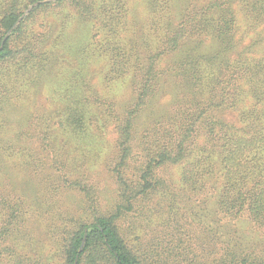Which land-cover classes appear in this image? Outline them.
Here are the masks:
<instances>
[{"label":"trees","instance_id":"1","mask_svg":"<svg viewBox=\"0 0 264 264\" xmlns=\"http://www.w3.org/2000/svg\"><path fill=\"white\" fill-rule=\"evenodd\" d=\"M141 5L148 10L142 24ZM78 25L92 36L69 46L73 53L85 63L106 61L105 86L129 80L131 95L123 106L102 97L79 83L82 68L65 90L71 98L62 132L82 139L112 130L118 156L108 166L117 188L106 213L91 223L81 207L50 215L74 223L59 226L60 264H169L129 246L120 230L157 199L176 218L177 203L186 210L199 197L191 223L214 211L232 220L248 214L264 228V0H0V137L71 65L63 46L73 43L68 34ZM22 117L9 141L36 139L21 125L42 127L41 118ZM22 150L31 153L30 146ZM169 171L178 179L169 182ZM31 214L15 209L9 225ZM248 258L234 246L214 264H264Z\"/></svg>","mask_w":264,"mask_h":264},{"label":"rangeland","instance_id":"2","mask_svg":"<svg viewBox=\"0 0 264 264\" xmlns=\"http://www.w3.org/2000/svg\"><path fill=\"white\" fill-rule=\"evenodd\" d=\"M136 16L141 24L147 22L148 10L144 5L140 6ZM68 36L73 43L69 45L68 41L64 49L88 37L90 39L92 32L78 25ZM66 50L72 57L68 61L71 65L55 73L40 89L41 95L25 101L28 102L25 105L29 106L28 111L12 116L10 127H6V133L0 137V264H60L62 237H59V226L70 230L74 223L57 222L51 220L50 215L59 211L74 212L81 207L83 219L91 223L94 217L110 209L116 196L115 179L108 170L118 156V151L110 148L116 139L115 132L105 130V137L94 136L91 132L77 139L64 134L60 125L66 111L65 103L71 98L65 90L81 68V85L94 87L102 97L108 95L120 106L130 99V82L119 81L107 88L103 78L106 61L85 63L70 47ZM29 115L41 118L37 123L41 121L42 127L30 130L26 123L21 125L24 132L34 134V144L28 139L20 144L9 141L8 136L14 140L9 134L20 127L18 119L24 116L21 121L25 120ZM228 118L232 120L233 117ZM26 146L31 147L30 154L22 150ZM177 171H169L165 178L169 182L171 176L178 179ZM74 182H79L81 187L72 186ZM56 188L57 192L54 191ZM91 193L97 200L93 209L90 207ZM158 200L148 204L137 221L124 219L120 223L121 234L129 246L151 256L166 258L169 264H188L195 259L201 264H214L234 246L249 255L250 261L264 259V228L252 221L248 214L232 220L229 216L205 211L200 214L206 218L199 216L195 223H191L195 220L191 209L198 208L199 197L195 204L190 200L186 210L182 202L177 203L176 218L169 213L166 203L157 206ZM19 208L22 212L30 210L34 215H29L23 223L10 226V216Z\"/></svg>","mask_w":264,"mask_h":264},{"label":"water","instance_id":"3","mask_svg":"<svg viewBox=\"0 0 264 264\" xmlns=\"http://www.w3.org/2000/svg\"><path fill=\"white\" fill-rule=\"evenodd\" d=\"M35 5H33V6H31L30 8H29V10L25 13V14H27L33 7H34ZM87 239V234H85V240Z\"/></svg>","mask_w":264,"mask_h":264}]
</instances>
